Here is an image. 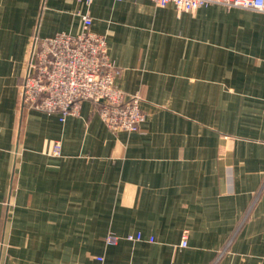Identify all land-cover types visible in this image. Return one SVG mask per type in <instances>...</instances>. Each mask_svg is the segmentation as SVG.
<instances>
[{
    "label": "crops",
    "instance_id": "1",
    "mask_svg": "<svg viewBox=\"0 0 264 264\" xmlns=\"http://www.w3.org/2000/svg\"><path fill=\"white\" fill-rule=\"evenodd\" d=\"M84 15L143 97L138 131L110 130L89 100L64 120L21 103L33 36L78 34ZM99 256L264 264V12L0 0V264Z\"/></svg>",
    "mask_w": 264,
    "mask_h": 264
},
{
    "label": "built area",
    "instance_id": "2",
    "mask_svg": "<svg viewBox=\"0 0 264 264\" xmlns=\"http://www.w3.org/2000/svg\"><path fill=\"white\" fill-rule=\"evenodd\" d=\"M157 6L173 5L180 12H193L210 4L227 8L264 12V0H150ZM92 18L83 16V29L78 34L59 32L53 36H33L27 65L21 79L22 105L59 113L64 120L68 115H79L82 102L96 103L97 111L112 131H138L146 114L141 107L140 93H126L117 84L121 70L108 56L104 35L91 30ZM60 153V145L54 149ZM129 239H141L142 235H128ZM185 231L181 245L186 246ZM118 238L108 237L109 243ZM106 264L104 257H97Z\"/></svg>",
    "mask_w": 264,
    "mask_h": 264
}]
</instances>
